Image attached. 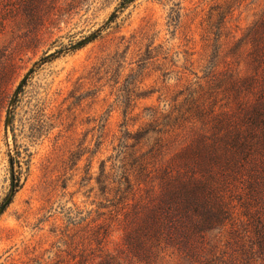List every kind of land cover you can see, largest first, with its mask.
Returning <instances> with one entry per match:
<instances>
[{"label": "rangeland", "instance_id": "rangeland-1", "mask_svg": "<svg viewBox=\"0 0 264 264\" xmlns=\"http://www.w3.org/2000/svg\"><path fill=\"white\" fill-rule=\"evenodd\" d=\"M8 7L0 264H248L264 166L249 30L264 0Z\"/></svg>", "mask_w": 264, "mask_h": 264}, {"label": "trees", "instance_id": "trees-1", "mask_svg": "<svg viewBox=\"0 0 264 264\" xmlns=\"http://www.w3.org/2000/svg\"><path fill=\"white\" fill-rule=\"evenodd\" d=\"M7 1L9 3L8 11H10L13 9L11 7L12 2L16 3L19 6H27L30 3L34 2L35 0H7ZM25 25H27L26 22ZM249 31L251 33L249 39L253 47V51L251 53L253 75H251V79H254L258 77L259 71H261V73H264V11L261 17L251 26ZM262 107L264 109V97H263ZM260 118L264 123V111L261 113ZM9 162L10 165H13L14 162H16V160L15 158H10ZM11 179H12V187L14 188V186L17 185L15 182L17 176L15 175L14 170L11 172ZM261 179H262V204L260 206V212H259L260 214L255 215L254 218H249V222H248L249 234L246 236V242L249 248L247 253L249 256L248 264H264V166H263Z\"/></svg>", "mask_w": 264, "mask_h": 264}]
</instances>
